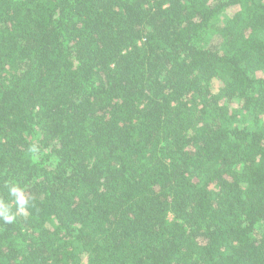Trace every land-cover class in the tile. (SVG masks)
<instances>
[{"label": "trees", "instance_id": "16d2710c", "mask_svg": "<svg viewBox=\"0 0 264 264\" xmlns=\"http://www.w3.org/2000/svg\"><path fill=\"white\" fill-rule=\"evenodd\" d=\"M11 182L0 264H264V0H0Z\"/></svg>", "mask_w": 264, "mask_h": 264}, {"label": "clouds", "instance_id": "9594fccd", "mask_svg": "<svg viewBox=\"0 0 264 264\" xmlns=\"http://www.w3.org/2000/svg\"><path fill=\"white\" fill-rule=\"evenodd\" d=\"M32 151H36V149L33 148ZM7 191L8 195L12 197V202L9 203L0 199V220L6 224H11L16 219V213L27 215V208L34 197L26 194L25 189L16 182L9 183ZM13 205L16 208V212L12 211Z\"/></svg>", "mask_w": 264, "mask_h": 264}, {"label": "rangeland", "instance_id": "374dc122", "mask_svg": "<svg viewBox=\"0 0 264 264\" xmlns=\"http://www.w3.org/2000/svg\"><path fill=\"white\" fill-rule=\"evenodd\" d=\"M211 39V38H210Z\"/></svg>", "mask_w": 264, "mask_h": 264}]
</instances>
